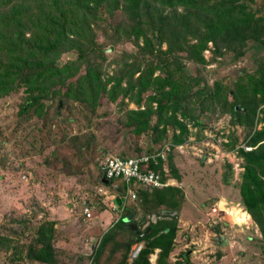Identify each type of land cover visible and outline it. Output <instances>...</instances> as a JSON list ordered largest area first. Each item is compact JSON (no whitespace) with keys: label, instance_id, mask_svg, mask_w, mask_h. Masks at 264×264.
I'll use <instances>...</instances> for the list:
<instances>
[{"label":"rangeland","instance_id":"rangeland-1","mask_svg":"<svg viewBox=\"0 0 264 264\" xmlns=\"http://www.w3.org/2000/svg\"><path fill=\"white\" fill-rule=\"evenodd\" d=\"M148 1L144 24L123 5L96 12L85 54L0 94V264H264V0ZM143 155L167 186L136 185L120 208L100 165ZM86 202L111 223L85 221ZM132 213L155 236L142 260L118 225Z\"/></svg>","mask_w":264,"mask_h":264},{"label":"trees","instance_id":"trees-1","mask_svg":"<svg viewBox=\"0 0 264 264\" xmlns=\"http://www.w3.org/2000/svg\"><path fill=\"white\" fill-rule=\"evenodd\" d=\"M122 5L135 18L139 17L140 23H145V15L152 17V4L148 0H0V94H6L12 89L15 81L42 87V83L51 79L56 71L58 73L63 71L58 60L64 51L80 49L84 51L82 54L86 53L82 47V40L92 42L90 21L97 19L98 12L103 9L111 12ZM149 27L156 33L157 38L163 36V30L156 29L155 25ZM71 80V77L67 78L71 86L83 82L81 77L76 81ZM46 88L48 87L44 90ZM97 94L99 93L95 96ZM39 100L40 97L31 99L30 106ZM258 151L259 149L250 153L254 161L260 160ZM151 167L155 170L157 166L152 163ZM250 174L254 172L249 167L244 181V189L248 194L253 193L249 184ZM256 179L254 175L253 182L258 185ZM110 184L113 182L110 181ZM245 190L243 193L246 195ZM260 210H264V203ZM167 211L174 212V210ZM251 213L264 235V216L259 215L255 209H251ZM164 217L170 220L169 215ZM124 218L118 222V225L125 226ZM150 232L151 230L145 232L144 237L133 232L135 243L144 241L146 243V248L141 250L135 260H142L145 255L152 252L150 239L155 236ZM166 234L173 235L174 230L170 229L169 233L164 231L160 236ZM144 261L147 262L148 259Z\"/></svg>","mask_w":264,"mask_h":264},{"label":"built area","instance_id":"built-area-1","mask_svg":"<svg viewBox=\"0 0 264 264\" xmlns=\"http://www.w3.org/2000/svg\"><path fill=\"white\" fill-rule=\"evenodd\" d=\"M152 163L154 165L158 164L156 157L148 155L140 157L113 156L103 161L99 169L106 179L112 181L113 184H119L123 188L124 192L121 194V198L125 204L129 198L132 200L137 199L136 185L150 188L167 186L162 176L151 168ZM84 215L87 218L92 217L90 208H84ZM143 248V242L135 243L130 260H135Z\"/></svg>","mask_w":264,"mask_h":264},{"label":"water","instance_id":"water-1","mask_svg":"<svg viewBox=\"0 0 264 264\" xmlns=\"http://www.w3.org/2000/svg\"><path fill=\"white\" fill-rule=\"evenodd\" d=\"M100 181H101V183H103L107 186H110L112 189H115L117 191L118 195L116 197V203L118 204V206L121 207L122 206L121 194H123V192H124L123 188L118 184H110V181L108 179H106L103 175L101 176ZM160 215L161 216L169 215V218H170L171 216L175 215V212H169L167 210H162L160 212ZM133 218H134V214H131L130 216H127L124 218V222L127 223V228L130 231H135V233L137 235H139L140 237H144L146 233H141V231L138 229V226L135 223L131 222ZM156 220H157V217L154 216L153 221L155 222Z\"/></svg>","mask_w":264,"mask_h":264},{"label":"crops","instance_id":"crops-1","mask_svg":"<svg viewBox=\"0 0 264 264\" xmlns=\"http://www.w3.org/2000/svg\"><path fill=\"white\" fill-rule=\"evenodd\" d=\"M105 185V184H104ZM119 185V184H118ZM107 186V185H106ZM116 197L117 196H114V200L116 201ZM117 204V203H116ZM123 204H124V202H123V200H122V207H124L123 206ZM118 205V204H117ZM85 207H88V208H90V210H91V213H92V217L91 218H87L85 215H84V208ZM120 207V206H119ZM121 208V207H120ZM95 209V207L93 206V204H91V203H89V202H86L85 203V206L83 207V211H82V216L84 217V219H85V221H89V222H91L92 223V225H94V228L95 227H97V224H98V222H100V224L102 225V226H106L107 224H109V223H111V217H110V215H109V213L106 211V210H104V211H102V212H100L99 213V220L96 218V217H94L93 216V210ZM132 214H134V213H132ZM128 216H130V215H128ZM135 216V215H134ZM127 217V216H126ZM113 218V217H112ZM171 218V217H170ZM134 223V222H133ZM127 224V223H126ZM136 224V223H135ZM137 225V224H136ZM138 226V225H137ZM139 229V228H138ZM129 230V229H128ZM132 233L133 232H135V231H131Z\"/></svg>","mask_w":264,"mask_h":264}]
</instances>
